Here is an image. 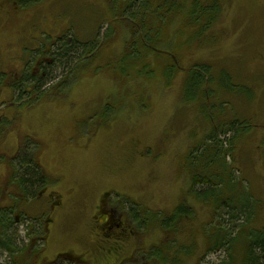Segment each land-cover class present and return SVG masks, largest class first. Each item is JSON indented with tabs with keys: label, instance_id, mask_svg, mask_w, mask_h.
<instances>
[{
	"label": "rangeland",
	"instance_id": "rangeland-1",
	"mask_svg": "<svg viewBox=\"0 0 264 264\" xmlns=\"http://www.w3.org/2000/svg\"><path fill=\"white\" fill-rule=\"evenodd\" d=\"M157 2L154 8L160 6ZM218 2L223 14L218 27L221 32L213 33L215 40L211 37L202 46H194L191 53L179 43L171 48L169 42L157 43L152 52L158 59L151 57L149 63L136 64L121 57L132 41L133 56L142 53L141 40L133 35L139 33L144 38L148 34L144 29L157 20L151 18L150 26L139 20V28L122 18L131 0H0V206L13 208L15 215L25 219L18 230L19 240L16 238L24 252L13 256L12 262L5 254L2 264L13 263L14 258L18 264L245 262L244 236L236 237L231 259L224 249L208 248V236L221 227L236 234L241 228L245 234L264 228V141L260 143L264 133L251 132L228 160L235 177L243 181L244 185L237 182L242 186L238 190L244 188L253 205L252 214L244 210L234 218L231 210H218L190 194L187 154L207 132L199 105H195L196 114L185 112L176 126L179 110L188 106L183 103L188 66L200 57L225 64L221 61L229 56V50H233L231 63H239L241 57L247 60L250 52L245 56L243 49L251 44L256 48L259 33L264 34V10L257 13L262 0ZM191 8V3L187 4L174 17L166 35L172 37L183 28ZM169 10L167 6L162 12ZM69 37L78 43L97 40L98 45L87 49L88 57L80 49V60L59 73V83L41 88L40 95L34 92L16 100L9 80L14 75L33 74L47 54L52 63V46ZM235 49L242 51L236 54ZM258 49L255 58L264 55ZM259 64L260 68L232 74L237 85L242 86L244 80L252 89L254 79L259 83V93L251 101L254 110H248L246 102V108H237L243 97L226 93L216 102H205L213 106L212 116L218 121L216 115L227 113L253 125L255 131H264V63L247 65ZM146 66L149 70L145 71ZM170 67H175L171 78L167 75ZM252 72L257 77L247 79L246 74ZM64 73L67 78L61 81ZM21 148L29 149L34 164L49 179L43 197H38L39 192L34 198L24 197L11 185L15 164L19 167L15 156ZM104 200L117 210L115 216H121L123 228L131 231L126 241L115 243L114 238L109 241L95 234L93 220ZM182 204L191 211L164 229L161 222ZM135 206L141 220H148L149 212L160 214L161 220L139 228L140 222L130 220Z\"/></svg>",
	"mask_w": 264,
	"mask_h": 264
},
{
	"label": "trees",
	"instance_id": "trees-1",
	"mask_svg": "<svg viewBox=\"0 0 264 264\" xmlns=\"http://www.w3.org/2000/svg\"><path fill=\"white\" fill-rule=\"evenodd\" d=\"M218 1L219 0H164L161 2L160 0H131L130 5L124 11V16H122V18L128 20L132 24H137L139 28L141 27L139 20L142 21L141 23L148 21V25L151 18H155L157 22H152V24H150L151 26L149 25V28L146 27L144 29V32L148 31V34L144 38L139 33L133 35L138 36L141 40L140 46H143L144 49L142 53H136L133 56L131 53V44L133 45L132 41L128 45L123 57H121V60L128 58L129 63L139 64L149 63L151 57L158 59V56L152 52L157 43L169 42V48H171L174 43H179L180 48H186L191 53L194 46H202L203 43L211 37L212 40H215L216 37H213V33L216 32L218 34L221 32L218 27L220 23L219 21L221 20L220 18L223 14L221 11L219 12V7L216 6ZM262 1L261 8L259 7L260 9L257 13L264 10L262 7L264 5V0ZM156 2L157 4H160L158 8L153 7ZM190 3L192 6L191 11L186 12V17L190 18L188 19V22L183 25V28L176 31L174 36L170 37L169 34L166 35V32L171 28V23L175 21L174 17L184 11L186 5ZM167 6L170 7V10L163 14L162 10ZM143 12L145 14L142 18L141 14ZM212 29L213 31L210 32ZM249 35H252V29H249ZM259 35L260 41L259 45L256 43L258 45L256 48H254V44H251V46L247 45L245 46L246 48L243 49V54L245 56H248V54L251 56L250 58L247 57V60L245 57H241L242 61L238 58L239 63H231L230 52L233 50H229V56L221 61V63L225 64L215 63L214 60L200 57L196 63L194 62L188 66V77L185 78L186 82H184L183 87V103L188 106L180 109L176 117V126H178L181 124L183 114L189 110H193L196 114L195 105H199L200 115L204 118V130H207L206 134L202 136L199 145L195 148L191 147L187 154V170L191 182L190 194L196 197L200 202H211L214 208H217L218 210L224 207L227 208L228 211L231 210L229 211L230 216L234 218L241 216V213L239 212H243L244 210H248V212L252 214L253 205L251 204L252 198L250 194L244 190V188L243 192L238 190L242 186L238 187L237 182L240 181L242 182V185L244 184L242 179L235 177L236 171L233 170V168L231 169L232 166L228 160L234 158V152L237 150L238 143H242L245 137L251 135V132L264 133V131H255L253 130V125L249 126L243 119L231 116L227 113L216 115L220 118L218 121L216 117L212 116V114L215 115L213 106H209V104L206 105L205 102L207 100L216 102L222 95L236 92V94H239L244 99L243 102L240 101L237 108L242 110L248 105V110H254V104H252L251 101L254 99L256 93H259V83L254 79L251 84L252 89H250L247 81L244 80L240 81L243 82L242 86L240 84L237 85L234 82L236 79H234L232 74L237 73L240 70L249 71L250 67L260 68L262 66V64L256 66L247 65L250 63H264L261 61L262 56L264 57V55H259L260 57L258 56V58H255L259 52L258 47L261 48L262 54H264V34L259 33ZM193 39H195V42L190 43ZM59 41V43L56 42L55 45L52 46V50H55L51 52L53 56L50 55L52 63H50L51 60L48 59L49 55L47 54V58H43L42 63L38 66L40 68L38 73L35 71V74H30V72L25 75L22 74L20 76V81H18L19 79L16 80V83L12 87L17 94L16 100L22 101L23 95L29 96L34 92H36L34 94L40 95L43 93L41 92V88L47 87L55 82L59 83V73L70 69L74 62L78 61V59L80 60L81 57L78 58V53L81 52L80 49L85 52L84 56L88 57L90 53L87 54V49L89 47H93L94 49L98 45L97 40L92 42L88 41L89 43H78L71 37ZM137 41L138 40L135 39L134 44H137ZM256 41L258 42V40ZM261 44L263 45L261 46ZM240 51H242V49H235L234 52L237 54V52ZM46 53H49V51ZM210 62L214 63L210 64ZM38 67L36 66V69ZM174 68L175 67H170L168 69L167 75H170L169 78L174 74ZM147 69L149 70V67L146 66L145 71ZM140 74H142V72H140ZM254 74V72L246 74L248 76L247 79H251L253 76L256 78L257 76ZM128 75L129 73L127 76ZM65 76L64 73L61 81H64V79L67 78V76ZM171 84L169 85L171 86ZM27 88H29L30 91L27 92ZM245 102L247 105H245ZM257 109L258 106L256 107V112ZM191 119L192 118L186 120L187 123L183 124L181 131L185 124L189 125ZM211 124L212 128L210 129ZM188 125L185 128L186 132L188 130ZM207 125H209V127H207ZM186 136H188V134ZM263 141L264 140L261 139L260 143H263ZM15 159L14 162L16 163L17 161L19 167L16 168V163L11 185L15 187L18 192L21 191L24 197L31 196L34 198L36 192H39L37 193L38 197H43L44 190L47 189L46 187L49 184V179L43 173L42 169L37 164H34L33 154L29 152V149L21 148L18 150ZM190 211V208H188L186 204H182L171 218H166L161 222L163 228L170 229L172 224L179 221V217L182 213H189ZM223 211L224 209L221 210L220 213L218 211V213L222 214ZM131 216L136 223L140 222L139 228L147 226L148 223H152L153 221L159 222L161 220V215L153 212L148 213V220H141L139 218L140 214L137 206L132 209ZM24 220L25 219H21V217L14 214L13 208H3L0 206V264H2L1 262L5 254L9 255L10 262H12L13 256L15 257L16 254L24 252V248L18 246V241L16 239L18 238L17 234L19 227L25 223ZM224 228L225 227H221L220 229L218 228L217 231L212 232L211 238L207 235L208 248L210 246L213 251L224 249L231 259L233 249L236 245V237L239 238L240 235H242L246 242V259L243 264H264V228L261 230H252L250 233L246 234L242 228L237 234L226 232L223 230ZM40 236L42 240V233ZM14 259V262L10 264H18ZM223 264L230 263L224 261Z\"/></svg>",
	"mask_w": 264,
	"mask_h": 264
},
{
	"label": "flooded vegetation",
	"instance_id": "flooded-vegetation-1",
	"mask_svg": "<svg viewBox=\"0 0 264 264\" xmlns=\"http://www.w3.org/2000/svg\"><path fill=\"white\" fill-rule=\"evenodd\" d=\"M39 71H40V68L38 67L36 69V73H38ZM19 78H20V75H14L13 79L9 80V83L11 84V90H13L12 87L16 83L15 81L18 80ZM1 91L2 89L0 88V94H1ZM0 125H1V118H0ZM5 132L7 131H4V133ZM44 193H46V189L44 190ZM116 212L117 210H113L111 209L110 206H108L106 200H104L100 204L99 210H98V217L95 220H93V223L95 224V234L109 241L112 240L113 238L115 239L114 241L116 242L126 241L131 231L123 228L124 221H122V218L120 215H118V217L116 218L115 216Z\"/></svg>",
	"mask_w": 264,
	"mask_h": 264
}]
</instances>
